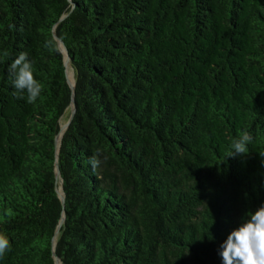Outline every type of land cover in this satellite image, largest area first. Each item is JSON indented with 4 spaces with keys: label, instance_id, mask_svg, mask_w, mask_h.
Here are the masks:
<instances>
[{
    "label": "trees",
    "instance_id": "obj_1",
    "mask_svg": "<svg viewBox=\"0 0 264 264\" xmlns=\"http://www.w3.org/2000/svg\"><path fill=\"white\" fill-rule=\"evenodd\" d=\"M262 151L264 0H0V264H220Z\"/></svg>",
    "mask_w": 264,
    "mask_h": 264
},
{
    "label": "clouds",
    "instance_id": "obj_2",
    "mask_svg": "<svg viewBox=\"0 0 264 264\" xmlns=\"http://www.w3.org/2000/svg\"><path fill=\"white\" fill-rule=\"evenodd\" d=\"M47 46V45H46ZM11 86L19 99L34 103L41 93V85L34 78L33 63L27 53L20 52L9 65ZM252 135L244 131L230 143V155H246ZM264 158V151L258 153ZM264 166V159L261 160ZM11 247L8 236L0 232V256ZM220 264H264V203L246 212L236 227L231 229L218 247Z\"/></svg>",
    "mask_w": 264,
    "mask_h": 264
},
{
    "label": "water",
    "instance_id": "obj_3",
    "mask_svg": "<svg viewBox=\"0 0 264 264\" xmlns=\"http://www.w3.org/2000/svg\"><path fill=\"white\" fill-rule=\"evenodd\" d=\"M59 49L62 51V53L64 55L63 56V60H64V66H65V73H66V77H67V66L69 65L68 55H67V53L65 51V48L63 47V45L61 43H59ZM67 81H68V84H69V86L71 87V90H72V100H71V104H70L71 114H70L69 119L66 122L65 126L64 127H60L61 133H60V135H58L56 137L57 149H58V146H59V143H60V139H61L62 133L67 128V126H68V124H69V122H70V120H71V118L73 116L74 110H75V107H74L75 103H74V100H73V96H74V94H73V92H74V81H73V84L69 82L68 78H67ZM58 137H59V142H57ZM55 173H56V175H58V168L57 167L55 168ZM60 188H61V185H60ZM57 193H58V197L60 198L61 202L63 203L64 202V194L62 192V188H61V194L59 193V191H57ZM58 229H59V227H58ZM56 261H57V264H60L59 260L57 258H56Z\"/></svg>",
    "mask_w": 264,
    "mask_h": 264
},
{
    "label": "rangeland",
    "instance_id": "obj_4",
    "mask_svg": "<svg viewBox=\"0 0 264 264\" xmlns=\"http://www.w3.org/2000/svg\"><path fill=\"white\" fill-rule=\"evenodd\" d=\"M70 76L72 77V80H73V71H72V69L70 67L69 68L67 67V78H68L69 82H70ZM70 114H71V109L68 108L64 112V114L62 115V117L60 118V121H59L60 127H64L65 126L66 122L68 121V118H69Z\"/></svg>",
    "mask_w": 264,
    "mask_h": 264
},
{
    "label": "bare ground",
    "instance_id": "obj_5",
    "mask_svg": "<svg viewBox=\"0 0 264 264\" xmlns=\"http://www.w3.org/2000/svg\"><path fill=\"white\" fill-rule=\"evenodd\" d=\"M67 67L69 68L70 66L68 65ZM73 81H74V80H72V77L70 76V82L73 83ZM57 142H59V137H58V139H57ZM58 191H59V193L61 194V189H60V187H59Z\"/></svg>",
    "mask_w": 264,
    "mask_h": 264
}]
</instances>
